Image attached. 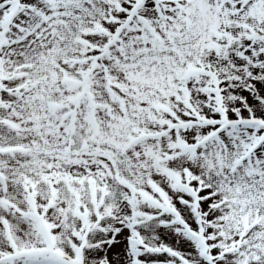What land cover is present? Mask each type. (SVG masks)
I'll use <instances>...</instances> for the list:
<instances>
[{
    "label": "snow or ice",
    "instance_id": "6c2138e0",
    "mask_svg": "<svg viewBox=\"0 0 264 264\" xmlns=\"http://www.w3.org/2000/svg\"><path fill=\"white\" fill-rule=\"evenodd\" d=\"M0 264H264V0H0Z\"/></svg>",
    "mask_w": 264,
    "mask_h": 264
}]
</instances>
